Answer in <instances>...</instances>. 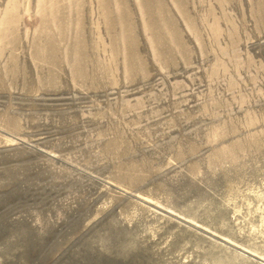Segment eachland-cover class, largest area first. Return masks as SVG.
Wrapping results in <instances>:
<instances>
[{
	"label": "rangeland",
	"instance_id": "rangeland-1",
	"mask_svg": "<svg viewBox=\"0 0 264 264\" xmlns=\"http://www.w3.org/2000/svg\"><path fill=\"white\" fill-rule=\"evenodd\" d=\"M0 264H264V0H0Z\"/></svg>",
	"mask_w": 264,
	"mask_h": 264
}]
</instances>
